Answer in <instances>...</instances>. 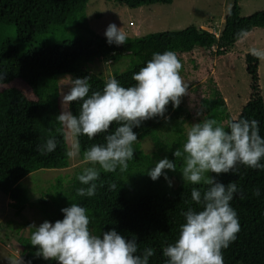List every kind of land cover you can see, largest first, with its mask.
Instances as JSON below:
<instances>
[{
    "label": "trees",
    "instance_id": "trees-1",
    "mask_svg": "<svg viewBox=\"0 0 264 264\" xmlns=\"http://www.w3.org/2000/svg\"><path fill=\"white\" fill-rule=\"evenodd\" d=\"M129 8L156 2L170 3L172 0H117ZM88 0H0V191L10 198L14 213H19L28 200L27 192L21 184L28 173L40 170H59L68 165V151L64 129L56 122L60 114L57 98L58 77L70 74L77 78L89 77L90 94L103 91L105 83L111 78L117 79L122 86L135 84L132 76L146 66L154 53L163 54L174 51L181 55L197 49L210 50L213 46L215 55L224 54L226 49L238 39L236 33L241 29L264 27V9L255 10L247 15L240 14L238 0H231L224 15L223 27L216 35L201 26L188 24L178 29H163L143 34H126L123 45L109 44L105 33L94 31L87 22L85 7ZM118 56H128L126 67L114 72L110 78L90 72L86 66L99 58L114 60ZM245 68L250 76L249 97L241 106L235 118L227 112L225 100L212 82L209 93L200 97L201 122L222 112L225 130L230 131V122L247 118L259 122L260 135L264 138V102L258 84V58L251 52L244 55ZM14 80L25 83L33 98L12 84ZM80 102H71L68 110L78 115ZM176 109L168 105L166 116L170 118ZM169 121V120H168ZM162 118L143 121L134 127L138 142L133 145L134 158L128 162V169L121 173L100 171L96 181L97 193L93 197L76 195L82 185L78 176L83 169H77L66 180L62 179L52 187V192L40 194L36 204L45 219L53 224L64 218L61 209L77 203L88 210L91 217L89 225L93 234L101 236L103 232L115 229L126 239L135 238L142 254L146 247H151L155 255L149 264H166L163 248L175 243L180 226L185 222L182 212L189 207L199 211L201 206L191 199V189L201 191L207 185H192L184 182L179 175L176 185L169 186L173 175L181 174L183 159L175 158L177 148L183 149L186 142L173 139L170 144L161 142L159 131L167 126ZM220 122V121H219ZM118 125H113L112 130ZM167 128V127H166ZM101 134L94 140L86 136L75 137L80 144L83 159L84 150L93 144L105 143ZM149 137L156 151L145 153L140 140ZM49 138H54L57 148L51 153L40 154L37 145H43ZM160 151L165 158L174 161L177 171L165 170L168 179L162 175L153 181L148 171L154 168L152 162L159 158ZM176 159V160H175ZM264 163V160L261 161ZM92 165L89 164L88 167ZM239 175L225 173L210 175L218 182L228 185L236 182L243 190L244 198L237 194L231 206L238 215L241 230L234 242L223 250L224 264H264V169H251L239 165ZM53 168V169H52ZM115 183L116 190L110 191L109 185ZM101 184L103 186H101ZM259 189L260 195H254ZM29 226L27 236L17 237L22 246L21 258L26 264H58V261L45 260L35 253L38 246L30 243L35 228Z\"/></svg>",
    "mask_w": 264,
    "mask_h": 264
},
{
    "label": "clouds",
    "instance_id": "clouds-1",
    "mask_svg": "<svg viewBox=\"0 0 264 264\" xmlns=\"http://www.w3.org/2000/svg\"><path fill=\"white\" fill-rule=\"evenodd\" d=\"M105 35L110 45L119 46L127 41L123 28H118L115 23L108 25ZM248 35L249 31L243 28L236 33L240 40ZM250 51L253 56L264 59V50L252 48ZM181 70L182 63L177 54L165 51L163 54L154 53L146 66L132 76L133 86H122L117 79L111 78L106 81L102 92L90 94L89 77L71 81L70 92L62 99L65 111L56 117V122L65 130L66 139L69 134L86 136L89 140L106 134L105 143L93 144L83 152V160L92 166L85 167L77 177L82 185L87 186L77 189V196L96 195V181L100 178L96 165L106 173H115L118 168L123 173L128 169V162L134 158L133 145L138 142L134 127L157 117L170 120L166 116L168 105L178 109L182 98L189 95V85L181 76ZM74 101L81 103L78 115L67 110ZM114 124L118 126L113 131ZM228 128L230 131L214 118L192 124L183 149L177 148L173 153L176 159H183L180 172L184 182L208 187L203 191L197 187L191 189V199L201 206V210L189 207L181 213L185 222L180 226L177 240L163 248L166 264H224L223 250L236 240L241 230L231 201L237 194L243 199V190L236 182L225 185L216 181L210 173L239 175V165L264 169V163H261L264 160V138L255 119H239L230 122ZM56 148L54 138L37 145V151L42 155ZM79 154L77 141L66 156L74 158ZM166 169L175 172L177 165L167 158L161 159L149 169L148 175L153 181L162 175L167 180ZM169 186H172L170 181ZM116 188L115 183L109 185L110 191ZM254 195H260L258 188ZM61 211L64 213L62 220L31 226L35 231L30 243L38 246L37 257L58 261V264H149L150 257L155 255L151 247L138 254L136 239H126L115 229L103 232L102 237L93 234L88 210L77 203Z\"/></svg>",
    "mask_w": 264,
    "mask_h": 264
},
{
    "label": "rangeland",
    "instance_id": "rangeland-1",
    "mask_svg": "<svg viewBox=\"0 0 264 264\" xmlns=\"http://www.w3.org/2000/svg\"><path fill=\"white\" fill-rule=\"evenodd\" d=\"M230 2L231 0H172L170 3L156 2L129 8L117 0H88L84 11L88 25L98 33H105L111 23H115L118 28H123L126 34L134 35L155 30L178 29L188 24L198 25L202 23L203 26L201 27L219 35L223 27L221 25L222 18L227 12ZM240 5L245 12L251 13L255 10L264 9V0H254L251 4L248 3V0H240ZM262 48L264 49L263 46ZM214 51L215 47L213 46L210 50L197 49L178 55L182 63L180 74L189 85V95L182 98V103L175 110L167 126L158 132L163 146L170 144L173 139L178 141L187 139L188 129L202 117L199 99L209 93L212 82L220 90L226 103L227 112L231 117L239 112L241 100L245 99L246 96L248 97L250 76L243 61L237 58L235 53H232L231 47L226 49L224 53L226 55H215ZM128 60V56H118L114 60L99 58L87 64L86 68L90 72L110 78L114 72L122 71ZM261 63L260 74L258 71L257 74L264 100V59ZM75 79L70 74L58 77L57 103L60 113L65 111L62 103L63 95L70 92L71 81ZM12 84L19 87L27 97H34L28 86L22 81L14 80ZM211 118L222 123L225 122V116L222 112L216 113ZM66 142L68 150H71L72 145L76 143L75 137L69 134ZM140 145L143 152L147 154L156 151V146L149 137L140 140ZM159 153L160 155L163 154L162 151ZM164 158L165 155H162L154 159L152 165ZM88 166V163L76 156L68 158V165L63 169H40L25 175L21 184L26 189L28 200L17 214L14 213V208L9 203L10 198L0 191V264H13V262L26 264L18 258L23 249L17 237L19 235L27 236L30 225L39 227L40 224L47 221L42 211L32 204L39 201L41 193L46 190L52 192V187L48 188L55 184L56 177L61 178V183L65 186L66 180L75 170L84 169ZM179 175L182 177V173L171 177L170 182L173 186L178 182Z\"/></svg>",
    "mask_w": 264,
    "mask_h": 264
},
{
    "label": "crops",
    "instance_id": "crops-1",
    "mask_svg": "<svg viewBox=\"0 0 264 264\" xmlns=\"http://www.w3.org/2000/svg\"><path fill=\"white\" fill-rule=\"evenodd\" d=\"M254 0H248V3L251 4L253 3ZM239 4H240V0H239ZM230 6V4L228 5V7ZM240 8V14L241 15H247L248 13L250 12H245V10H243V8H241V5L239 6ZM226 13V12H225ZM225 15V14H224ZM222 21L224 22V17L222 18ZM223 22L221 23V25L223 26ZM199 26H203L202 23H199L198 24ZM249 31V35L246 39L244 40H240V39H236L232 46H230L232 49H233V54L235 53L236 57L241 59V61H243V64L245 65V62H244V54L247 53V52H251L250 49L252 48H256V49H260V50H264L262 48V46L264 47V27H259V26H255V27H252ZM177 54V53H176ZM221 55H226V54H220L219 56ZM262 59H259V63H258V68H257V71H258V74H260V67L262 65ZM261 92V90H260ZM248 97H249V93H248ZM248 97L246 96L245 99L243 98L241 100V106L245 103V101L248 99ZM263 97V95H262ZM264 102V100H263ZM237 115V113L235 115H232V118H235ZM19 257V260H21L22 262V258L20 257V255H18ZM24 262V260H23Z\"/></svg>",
    "mask_w": 264,
    "mask_h": 264
}]
</instances>
